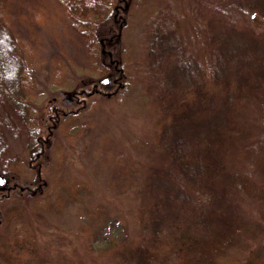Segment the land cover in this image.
<instances>
[{"label": "rangeland", "instance_id": "1", "mask_svg": "<svg viewBox=\"0 0 264 264\" xmlns=\"http://www.w3.org/2000/svg\"><path fill=\"white\" fill-rule=\"evenodd\" d=\"M135 1L122 2L123 30L107 44L119 54L122 93L92 72L83 38L52 0H10L13 25L31 44L37 74L33 99L24 104L19 89L10 99L0 91V169L9 177L0 187V264H119L124 248L157 242L161 264H184L177 246L182 227L172 220L182 216L185 200L203 198L229 240L211 264H248L264 237V76L251 67L264 72V7L257 0H169L174 18L143 77L145 14L129 15ZM154 3L146 0L145 12ZM228 37L237 62L226 60L213 77ZM185 52L199 56L200 74L171 88L191 89L192 112L174 138L153 146L152 125L164 111L158 88ZM77 89L93 92L81 109ZM49 106L76 111L51 129L38 182L26 163L25 122L41 125ZM185 140L207 168L201 169L206 192L173 179L175 147Z\"/></svg>", "mask_w": 264, "mask_h": 264}, {"label": "trees", "instance_id": "2", "mask_svg": "<svg viewBox=\"0 0 264 264\" xmlns=\"http://www.w3.org/2000/svg\"><path fill=\"white\" fill-rule=\"evenodd\" d=\"M123 1L52 0V3L61 9V14L69 22L70 28L83 38L88 55L91 56L92 72L108 78V82H105L102 78L101 83L103 85L116 83V88L123 89L122 93L127 84L124 85L122 82L123 72L122 66L118 64L119 54L107 49V44L115 42L119 36L118 34L123 30L119 26L123 17L120 14L126 8L125 4L122 5ZM145 1L136 0L130 10L127 8L130 12L129 15H136V13L141 12L145 14L143 25L147 37H145L144 44L145 60L141 70H147V72L141 73L144 74L143 77L148 76L147 65L160 55L164 31L167 29L170 20L172 22L174 18L169 0H154L155 3L152 4L153 6L149 11H146L147 14L145 12ZM9 5L10 0H0V45L2 46L0 60L2 62L1 66H3L0 67V91L2 94L8 95V98L5 96L4 99H10L11 97L16 98L15 91L17 92V89H19L20 102L24 104L29 99H33L37 71L34 65L31 64L29 57L31 44L15 29L9 12ZM254 5L264 7V0L254 1ZM245 13H247L245 9L240 11L243 17H246ZM129 15L127 18H129ZM227 33H230V31H226ZM230 42L228 37L227 42L225 41L218 48V54L223 55L216 56V60H222V62H220V65L215 64L213 77L217 76L219 69L226 68V60L231 61L230 59H234L237 62L233 44ZM238 63L236 70L241 69ZM251 67H254L260 76H264V72L259 66L251 64ZM200 69L199 56L192 52H185L183 57L173 66L172 74L159 86L158 92L164 111L162 116L152 125L153 146L163 145L169 139L174 138L192 112L191 89L190 91L185 89L183 91L179 89L172 90V82L179 83L182 86L189 85L200 74ZM61 71L60 64H58L54 68V74L57 76ZM82 92L80 93V89L76 91L78 109L85 107L88 104L89 95H93V92L88 89ZM168 97H170V101H167L166 98ZM72 111L70 108L69 111L63 112L57 107L49 106L46 119L43 122L41 120V125L35 119H32L30 123L25 122L30 133V141L27 146V152L30 155H28L26 163L34 172L38 182L44 178L42 166L49 153L47 143L50 131L59 124L58 118L60 116L69 115ZM75 111L74 109L73 112ZM215 132V129L210 130L211 135H215ZM214 163H216V160H214ZM201 169L207 170L200 164V156L194 143L190 140L178 143L175 147L171 166L173 179L183 180L192 189L203 187L206 192ZM0 174L6 179L9 178L5 170L0 169ZM179 191L181 194L185 192L181 189ZM207 194H210V192ZM203 196L206 197L204 193ZM214 197L215 195L210 199L213 200ZM185 201L187 203L182 209V216L178 214L172 220L178 223V227H182L180 229L182 231L176 234L178 235L177 240H179L177 246L179 249L181 248L185 256L183 263L211 264L213 253L222 252L229 240L212 220L204 198L198 201L196 199L194 201L189 200V202ZM141 221V218H139V223ZM168 241L171 242L170 239ZM159 245V242L156 244L143 243L139 244L138 247L124 248L119 252V264H161L162 257L158 248ZM247 259L248 264H264V237L258 240L257 248L252 251Z\"/></svg>", "mask_w": 264, "mask_h": 264}, {"label": "water", "instance_id": "3", "mask_svg": "<svg viewBox=\"0 0 264 264\" xmlns=\"http://www.w3.org/2000/svg\"><path fill=\"white\" fill-rule=\"evenodd\" d=\"M99 81H101V80H99ZM104 81L108 82V78H104ZM0 181H2V183H0V186L5 183V177L2 174H0Z\"/></svg>", "mask_w": 264, "mask_h": 264}, {"label": "snow or ice", "instance_id": "4", "mask_svg": "<svg viewBox=\"0 0 264 264\" xmlns=\"http://www.w3.org/2000/svg\"><path fill=\"white\" fill-rule=\"evenodd\" d=\"M0 183H2V181H0Z\"/></svg>", "mask_w": 264, "mask_h": 264}]
</instances>
